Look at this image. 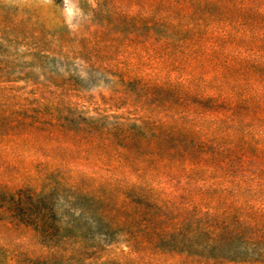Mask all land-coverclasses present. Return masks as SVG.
<instances>
[{
	"label": "rangeland",
	"instance_id": "rangeland-1",
	"mask_svg": "<svg viewBox=\"0 0 264 264\" xmlns=\"http://www.w3.org/2000/svg\"><path fill=\"white\" fill-rule=\"evenodd\" d=\"M151 5L153 0H69L68 5L65 0H0V107L26 118L57 107L71 127L97 130L59 142L22 136L13 142L16 146L0 145V159L8 162L0 164V198L16 189L43 193L42 206L53 204L62 227L49 243L0 208V264H264V186L239 195L252 202L244 215L236 192L209 191L210 183L183 176V164L172 177L155 175L142 188H133L127 199L119 194L128 178L108 171L106 143L113 149L117 139H108L104 130L141 126L164 115L153 100L142 98V84L192 78L137 44L136 27L126 24V15L134 17L140 7ZM66 7L73 9L74 27ZM210 68L213 75L220 72ZM135 76L143 82H133ZM189 85L199 89L203 82ZM244 88L258 93L260 85ZM191 149L189 144L176 147L178 159ZM142 191L147 201L140 203L134 196ZM206 200H219L220 206L231 200L237 207L232 214L240 225L234 227L231 249L220 251L235 252V261L200 251V238L193 235L206 226L215 232L219 220L206 215ZM154 206L162 218L155 229L158 237L134 218L135 212L148 214ZM219 234L222 244L231 239L225 231Z\"/></svg>",
	"mask_w": 264,
	"mask_h": 264
},
{
	"label": "trees",
	"instance_id": "trees-1",
	"mask_svg": "<svg viewBox=\"0 0 264 264\" xmlns=\"http://www.w3.org/2000/svg\"><path fill=\"white\" fill-rule=\"evenodd\" d=\"M126 17V24L136 27L141 50H150L167 61L169 68L189 71L192 78L167 85L142 84L146 92L142 98L153 100L164 115L157 120L148 118L141 126L104 130L108 139H117L113 149L112 143H106L108 171L113 177L128 178L129 184L119 195L129 198L133 188H142L155 175L172 177V170L181 164L184 177L194 175L210 183L209 191H231L237 196L257 193L256 188L264 186V0H153V5L140 7L134 17ZM210 66L220 72L213 75ZM133 80L143 82L139 76ZM192 80L203 85L193 89ZM256 85H260L258 93L244 88ZM21 113L0 107V145L16 146L13 142L22 136L59 142L63 137L97 132L91 127H71L57 107H45L36 117ZM255 126L262 131L254 132ZM185 144L192 146L191 152L182 151L183 160L178 159L175 148ZM7 163L0 159V164ZM240 196L236 203L245 215L244 209H251L252 202ZM134 197L140 203L147 201L144 191ZM45 202L43 193L16 189L0 198V208L5 217L33 227L50 243L62 227L53 204L43 207ZM206 204V215L219 220L215 232L206 226L193 235L200 238V251L209 258L235 261V252H220L224 246L231 249L234 227L240 225L233 215L238 211L235 203L230 200L220 206L219 200H206ZM157 213V206L148 214L135 212V224L147 225L143 227L146 232L158 237L155 229L162 218ZM222 231L231 238L225 244L220 243ZM244 252L249 253L246 248ZM241 260L247 261L246 256Z\"/></svg>",
	"mask_w": 264,
	"mask_h": 264
},
{
	"label": "clouds",
	"instance_id": "clouds-1",
	"mask_svg": "<svg viewBox=\"0 0 264 264\" xmlns=\"http://www.w3.org/2000/svg\"><path fill=\"white\" fill-rule=\"evenodd\" d=\"M46 2H48V0H46ZM65 4L68 5L69 4V0H65ZM66 16L68 17V23L70 27H74V25H72L71 20H72V16H73V9L71 7H66ZM77 11H79L77 9Z\"/></svg>",
	"mask_w": 264,
	"mask_h": 264
}]
</instances>
